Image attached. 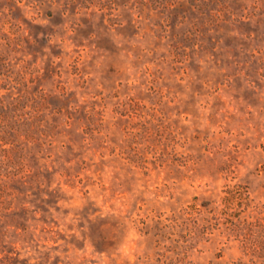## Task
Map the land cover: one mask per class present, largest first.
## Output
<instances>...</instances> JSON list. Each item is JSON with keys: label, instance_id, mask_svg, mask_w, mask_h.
Returning a JSON list of instances; mask_svg holds the SVG:
<instances>
[{"label": "rangeland", "instance_id": "obj_1", "mask_svg": "<svg viewBox=\"0 0 264 264\" xmlns=\"http://www.w3.org/2000/svg\"><path fill=\"white\" fill-rule=\"evenodd\" d=\"M0 264H264V0H0Z\"/></svg>", "mask_w": 264, "mask_h": 264}]
</instances>
